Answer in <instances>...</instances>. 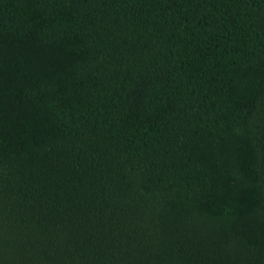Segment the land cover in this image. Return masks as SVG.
I'll use <instances>...</instances> for the list:
<instances>
[{"label":"trees","instance_id":"trees-1","mask_svg":"<svg viewBox=\"0 0 264 264\" xmlns=\"http://www.w3.org/2000/svg\"><path fill=\"white\" fill-rule=\"evenodd\" d=\"M0 264H264V0H0Z\"/></svg>","mask_w":264,"mask_h":264}]
</instances>
